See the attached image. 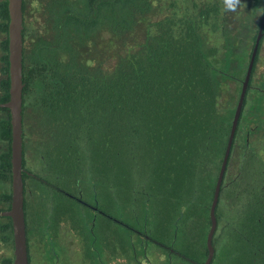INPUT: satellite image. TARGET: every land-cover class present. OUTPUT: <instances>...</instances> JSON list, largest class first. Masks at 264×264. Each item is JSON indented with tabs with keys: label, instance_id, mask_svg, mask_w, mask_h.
Masks as SVG:
<instances>
[{
	"label": "trees",
	"instance_id": "16d2710c",
	"mask_svg": "<svg viewBox=\"0 0 264 264\" xmlns=\"http://www.w3.org/2000/svg\"><path fill=\"white\" fill-rule=\"evenodd\" d=\"M152 1L49 0L45 14L51 40L38 38L29 52L27 41L34 34L26 21L27 0H23V179L27 228L29 179L61 200H66L64 196L71 200L53 205L57 221L67 205L90 203L82 195L86 191L95 202L90 204L108 213L107 218L112 220L98 198L102 196L100 189L109 196L103 178L110 174L111 188L126 195L125 207L134 208L143 192L146 213L157 216L163 212L170 239L164 243L113 216L114 222L171 256L204 264L208 256L210 208L232 126L219 110L222 70L216 63L221 51L212 38L227 33L223 3L170 0L161 16L149 24L145 42L127 51L112 70L91 69L78 62L76 45H86L103 29L120 37L133 31L152 11ZM9 20L8 0H1L0 30L4 38L0 103L10 99ZM256 38L257 35L254 41ZM263 39L264 36L247 92ZM231 44L227 41L225 47ZM62 56H68L69 61ZM247 101L246 96L244 108ZM0 110L6 113L0 122V133L6 142L0 155V181L11 183L10 110ZM29 110L44 132L56 125L65 130L66 138L57 152L47 155L52 159L49 171L36 173L26 167L24 123ZM238 132L239 126L216 209L218 227L213 244L216 253L227 230L240 242L242 264H264V160L253 149H247L237 176L226 182ZM97 143L99 148L94 147ZM0 199L9 209L12 192L3 193ZM153 203L158 205L157 210L151 209ZM133 208L129 210L135 214ZM132 217L136 219L135 215ZM72 225L84 230L77 222ZM5 227L13 241L11 220ZM115 239L123 243L114 250L129 256L132 242L127 237ZM8 263L13 264V258Z\"/></svg>",
	"mask_w": 264,
	"mask_h": 264
},
{
	"label": "rangeland",
	"instance_id": "374dc122",
	"mask_svg": "<svg viewBox=\"0 0 264 264\" xmlns=\"http://www.w3.org/2000/svg\"><path fill=\"white\" fill-rule=\"evenodd\" d=\"M48 1L27 0L26 21L35 35L28 38L27 50L29 52L38 38L51 40L50 27L45 14ZM220 1L224 5L227 33L224 37H221L220 34H215L212 37L221 51L220 60L216 63L217 67L222 70L218 82L219 110L224 118L232 122L247 73L251 57L249 54L253 49L254 39L258 35L260 21L264 13V0H238L235 9L228 8L226 0ZM169 2L170 0H153L152 11L144 15L136 28L124 36H116L109 30L103 29L86 45H76L79 52L78 62L91 69L112 70L127 51L145 42L149 24L161 16ZM3 38L4 34L0 30V81L2 79L1 41ZM227 41L232 44L225 47ZM61 58L69 61L68 56ZM247 100L227 173V183L237 176L242 156L247 149H253L264 160V39L260 47L251 88L247 92ZM3 115L5 116L4 112L0 110V118ZM24 125L26 167L36 173L51 170L52 159L47 155L50 152L53 155L57 152L60 143L66 138L65 130L56 125L44 132L31 110L27 114ZM94 147L99 148L100 144L97 143ZM1 151H4L2 141H0V153ZM108 175V178L104 177L103 180L108 186L107 194L109 196L100 189L99 193L102 196H98V198H100V206L107 209L112 215V220L103 214L95 213L80 203H74L64 208L65 210L62 211L64 213L57 221L53 216V205L59 202L66 204V200L68 202L71 200L64 196L66 200L63 201L35 181L31 179L27 181L26 199L32 264H85L83 251L87 250L85 248L87 245L82 243L81 235L73 229L72 222L74 221L83 226L84 232L93 240L90 242L93 246V264H191L177 255L167 254L153 242L137 234L128 233L125 226L114 222L115 220L122 222V219L164 243H166L165 240L170 239L163 212L157 216H153V213L152 215L147 214L146 198L143 192H141L143 198L135 202L134 208L125 207L126 195L111 188L112 177L110 174ZM102 177L100 176V178ZM10 191L11 183L0 181V197L3 193ZM82 195L90 203H95L87 191L86 194L82 192ZM7 206L0 199V209ZM150 207L152 210H157L158 205L153 203ZM129 208H133L135 214ZM148 212L150 213V211ZM107 215L110 217L108 213ZM132 215H135L136 219H133ZM113 216L116 217L114 221ZM7 222H9L8 219L0 218V225ZM118 236L120 238L127 237L129 243L132 242L130 243L131 253L129 256L121 250L119 252L114 250L117 244L123 243L121 240L116 242L115 237ZM2 246L0 232V264H4L2 262L4 256ZM239 251L240 242L236 241L226 230L216 247L213 264H242L243 257ZM9 255L10 258H13V248ZM237 255L238 259L236 260Z\"/></svg>",
	"mask_w": 264,
	"mask_h": 264
},
{
	"label": "water",
	"instance_id": "95a60500",
	"mask_svg": "<svg viewBox=\"0 0 264 264\" xmlns=\"http://www.w3.org/2000/svg\"><path fill=\"white\" fill-rule=\"evenodd\" d=\"M9 9V79H10V99L8 102L0 103V108L10 110V121L12 126L11 142V163L12 200L8 210L0 211L1 217H9L12 222L13 244H14V264H29L27 246V224L25 214V183L23 179V30L24 12L23 0H8ZM264 36V13L261 19L258 35L250 57L247 73L243 82L242 91L238 105L232 121L231 131L228 138L225 154L223 157L220 172L217 178L214 197L210 208L211 227L207 235L208 256L204 264H212L215 256V246L213 239L218 227L216 209L219 202L220 192L227 171L231 156L236 132L243 112L247 91L254 70L255 60L258 54L261 39Z\"/></svg>",
	"mask_w": 264,
	"mask_h": 264
},
{
	"label": "flooded vegetation",
	"instance_id": "af4514ba",
	"mask_svg": "<svg viewBox=\"0 0 264 264\" xmlns=\"http://www.w3.org/2000/svg\"><path fill=\"white\" fill-rule=\"evenodd\" d=\"M81 204L86 206V207H88L90 210L94 211L95 213H100V214L105 215V217H107V214L102 212L98 207H95L94 205H92V204H90L88 202H84V201H82ZM3 210H8V209L4 208V207L2 209H0V211H3ZM0 218H2V219L6 218L8 220H11L9 217H1L0 216ZM7 223H9V222H7ZM6 224L3 223V224L0 225L1 239L3 241L2 248H3V253H4V256L2 257V262L4 264H9L8 263L9 260H10V255L9 254H10L12 248H13V262H14V244H13V241L11 240V238H10L9 229L7 227H5ZM26 224H27V221H26ZM75 227H76V229H74V228L73 229L76 231V233L81 235V237H82L81 240H83L82 243L84 245L85 244L87 245L85 247V248H87V250L84 249V251H83V256H84L83 262H85V264H93L94 263V260L92 258L93 246L90 243L93 240L87 236V233L84 232V230L83 231L81 230L79 225H76ZM28 228H29V222H28ZM107 228L109 229L108 226H107ZM29 232H30V228L27 230V246H28L29 264H32L33 256H32L31 246H30V241H29ZM83 234H84V236H83ZM110 235H111V233H110Z\"/></svg>",
	"mask_w": 264,
	"mask_h": 264
},
{
	"label": "clouds",
	"instance_id": "9594fccd",
	"mask_svg": "<svg viewBox=\"0 0 264 264\" xmlns=\"http://www.w3.org/2000/svg\"><path fill=\"white\" fill-rule=\"evenodd\" d=\"M227 7L230 9H235L236 3H238V0H226Z\"/></svg>",
	"mask_w": 264,
	"mask_h": 264
},
{
	"label": "crops",
	"instance_id": "0c3cea01",
	"mask_svg": "<svg viewBox=\"0 0 264 264\" xmlns=\"http://www.w3.org/2000/svg\"><path fill=\"white\" fill-rule=\"evenodd\" d=\"M5 114V116L3 115V116H1V118H0V122L2 121V119H4L5 117H6V113H4ZM0 141H2L3 142V149L5 148V146H6V142L4 141V139L2 138V136H1V133H0ZM3 151H1V153H2ZM1 153H0V155H1Z\"/></svg>",
	"mask_w": 264,
	"mask_h": 264
}]
</instances>
